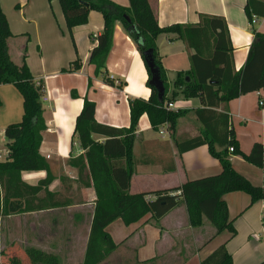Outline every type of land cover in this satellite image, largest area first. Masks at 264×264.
I'll list each match as a JSON object with an SVG mask.
<instances>
[{"label":"crops","instance_id":"0c3cea01","mask_svg":"<svg viewBox=\"0 0 264 264\" xmlns=\"http://www.w3.org/2000/svg\"><path fill=\"white\" fill-rule=\"evenodd\" d=\"M128 7L129 0H111ZM264 2V0H258ZM161 28L172 25H195L199 16L223 17L228 25L233 46L234 64L239 71L245 64L254 42L253 30L264 34V17L252 23L246 12L248 0H149ZM0 6L13 35L8 40L9 55L26 64L36 84L44 86L41 98L46 131L40 154L49 164L52 182L37 196L49 204L47 197L67 206L44 208L25 214L2 218V235L14 239L26 249H35L58 258L59 264H82L96 208V192L90 181L80 180L78 170L69 165L71 159L84 155L75 134L76 119L84 99L96 104V121L117 129L130 126L128 99L150 96L149 79L136 44L120 23L117 24L112 48L106 59L104 73L115 86L96 75L89 58L97 45L95 38L104 28L101 13L92 11L85 25L70 32L58 0H0ZM159 60L172 85L176 73L190 69L186 44L175 34H163L156 41ZM79 61L78 71H69ZM66 70V72H63ZM124 83L122 89L117 86ZM264 92L240 96L216 111L226 113L235 133L239 149L249 154L256 143H264ZM177 109L188 113L181 117L175 130L164 127V135L152 128L142 116L135 134L134 174L129 192L132 195L155 193L179 188L188 181L221 173L218 160L212 158L207 146L181 152L192 139L201 136L202 125L195 111L201 109L198 99L179 98ZM23 98L13 85L0 86V157L7 158L5 129L22 121ZM96 141L105 138L93 135ZM218 147V146H217ZM236 172L264 190V168L247 163L241 156L231 155ZM85 176H89L88 170ZM22 181L37 187L48 178L46 171L23 172ZM233 221L236 235L220 234L206 219L199 228L189 224L187 208L181 204L159 221L150 215L126 226L121 219L111 223L106 232L118 245L102 264H201L220 246L225 245L234 264L264 263V200L251 203L242 192L223 197ZM2 216H0L1 218Z\"/></svg>","mask_w":264,"mask_h":264},{"label":"trees","instance_id":"16d2710c","mask_svg":"<svg viewBox=\"0 0 264 264\" xmlns=\"http://www.w3.org/2000/svg\"><path fill=\"white\" fill-rule=\"evenodd\" d=\"M58 2L70 32L77 26L85 25L90 12L102 14L104 28L95 38L97 45L90 53L89 63L95 67L96 75H103L106 83L115 86L106 77L104 69L116 26L120 23L136 44L143 62V53L153 50L155 63L165 86V96L161 101L157 91L149 86L151 76L145 65L149 75L146 85L151 91L150 96L146 100L128 99L130 126L122 129L98 123L96 104L84 99L83 108L76 119L75 134L85 153L69 161V165L78 170L80 180L87 179L86 186H90V181L92 182L97 196L82 264H102L117 250L118 245L106 232V228L114 221L121 219L126 226H130L149 215L159 221L181 204H185L187 208L191 227H201L206 218L217 234L228 231L234 237L236 230L223 197L229 193L242 192L254 204L264 200V190L235 171L231 155L241 156L247 163L263 169L264 143H256L249 154L241 152L230 127L229 116L216 110L240 96L264 92V34L253 30L254 42L248 58L237 71L229 28L223 17L201 14L198 24H176L161 28L149 0H129L128 7L111 0ZM246 12L251 22L254 16L263 18L264 2L248 0ZM163 34L177 35L192 52L189 57L190 69L177 72L172 85L168 83L158 57L156 41ZM12 37L0 6V86L13 85L22 95L24 109L22 121L8 126L4 131L7 158L0 162V216L67 206L61 201H55L57 196L49 193V204L39 200V204L35 205L38 194L53 180L49 175V164L40 154L42 134L47 129L41 103L44 86L36 84L26 64V54L20 64L12 61L8 51V40ZM80 68L81 64L77 60L69 71H78ZM123 86L125 84L120 83L117 87L122 89ZM179 98L198 99L202 106L195 111L202 125L201 136L190 140L185 148H180L181 152L207 146L210 156L220 162L222 171L215 176L188 181L179 188L132 195L129 189L135 168L133 146L139 121L146 115L154 130L159 131V127L164 124H168L171 131L175 130L178 120L188 112L180 109L173 111L167 105L175 104ZM93 135L102 136L105 140L96 141ZM230 148H233L232 153L229 152ZM87 170L89 176H85ZM38 171H46L48 178L37 187H31L22 181L23 172ZM148 196H155L156 199L146 202L145 198ZM22 253L27 257L25 260H21L22 255L14 254L8 256L3 264H59L58 258L35 249H26ZM201 264L234 263L226 246L222 245Z\"/></svg>","mask_w":264,"mask_h":264},{"label":"water","instance_id":"95a60500","mask_svg":"<svg viewBox=\"0 0 264 264\" xmlns=\"http://www.w3.org/2000/svg\"><path fill=\"white\" fill-rule=\"evenodd\" d=\"M144 63L150 72L149 86L157 91L159 100L165 96V86L161 79L159 68L156 66L153 50H147L143 53Z\"/></svg>","mask_w":264,"mask_h":264},{"label":"rangeland","instance_id":"374dc122","mask_svg":"<svg viewBox=\"0 0 264 264\" xmlns=\"http://www.w3.org/2000/svg\"><path fill=\"white\" fill-rule=\"evenodd\" d=\"M143 99V98H142ZM177 102H175V105ZM3 158L0 157V161H2ZM6 216H2L0 218V228H3L4 222H2V218H5ZM19 245L21 248H25L23 244L19 243L18 241H15L14 239H10L9 237H6L1 234L0 232V264L5 263L7 260L8 256L17 254V255H22L20 258L21 260H25L27 257L23 256L24 254L22 253L23 250L17 246Z\"/></svg>","mask_w":264,"mask_h":264},{"label":"built area","instance_id":"2783aa9c","mask_svg":"<svg viewBox=\"0 0 264 264\" xmlns=\"http://www.w3.org/2000/svg\"><path fill=\"white\" fill-rule=\"evenodd\" d=\"M255 21H256V18L253 17V19H252V23H255ZM110 79H111V80H114L113 77H111ZM263 104H264L263 102L260 103V105H263ZM167 106H168L169 109H171V110H173V111L178 110V109L176 108L175 104L169 103ZM168 126H169L168 124H164V125L160 126V127H159V134H160V135H164L165 132H164L163 128H164V127H168ZM229 152L232 153V152H233V148H230V149H229ZM178 194H179V193H178ZM154 199H156L155 196H148V197L145 198L146 202L152 201V200H154Z\"/></svg>","mask_w":264,"mask_h":264}]
</instances>
